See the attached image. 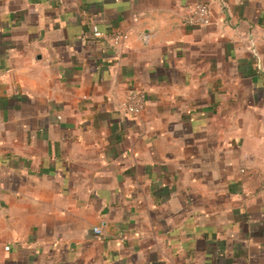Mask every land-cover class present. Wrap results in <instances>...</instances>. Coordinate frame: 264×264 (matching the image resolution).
<instances>
[{
    "label": "crops",
    "instance_id": "1",
    "mask_svg": "<svg viewBox=\"0 0 264 264\" xmlns=\"http://www.w3.org/2000/svg\"><path fill=\"white\" fill-rule=\"evenodd\" d=\"M0 264H264V0H0Z\"/></svg>",
    "mask_w": 264,
    "mask_h": 264
},
{
    "label": "built area",
    "instance_id": "2",
    "mask_svg": "<svg viewBox=\"0 0 264 264\" xmlns=\"http://www.w3.org/2000/svg\"><path fill=\"white\" fill-rule=\"evenodd\" d=\"M183 22L188 26H208L211 22L209 8L204 3H197L183 18ZM93 37L100 38L103 34L98 31L96 27L93 28ZM104 38L110 45L116 49L120 47L126 39V35L122 32H112ZM147 104L146 96L143 92L137 90H129L126 92L125 97L121 104V109L132 116L141 114ZM94 232L100 234V230L95 228Z\"/></svg>",
    "mask_w": 264,
    "mask_h": 264
}]
</instances>
